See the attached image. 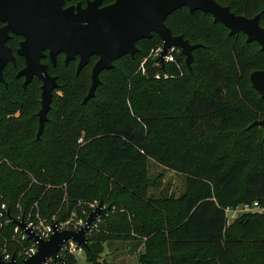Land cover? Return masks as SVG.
Returning a JSON list of instances; mask_svg holds the SVG:
<instances>
[{
    "label": "trees",
    "instance_id": "obj_1",
    "mask_svg": "<svg viewBox=\"0 0 264 264\" xmlns=\"http://www.w3.org/2000/svg\"><path fill=\"white\" fill-rule=\"evenodd\" d=\"M218 1L238 14H260L264 26V0ZM165 22L173 34L201 44L191 69L181 53L164 68L154 64L151 51L163 45L154 32L137 42L134 56L101 72L97 89L103 85L109 104L97 111L86 108L95 96L87 104L79 98L98 56L79 74L75 61L65 64L61 56L60 100L41 137L31 120L0 126V209L6 203L16 218L37 202L43 215L65 220L85 218L92 211L87 201L112 200L115 211L85 248L96 264H110L102 258L106 241L137 239L145 247L136 253L141 264H264V214L227 224L224 212L227 205L264 201V130L253 124L264 117V98L250 80L264 68V51L202 10L183 6ZM149 160L186 176L180 203L144 201ZM14 227L0 231V245L7 241L12 251L19 247L10 242ZM64 259L79 264L71 254Z\"/></svg>",
    "mask_w": 264,
    "mask_h": 264
},
{
    "label": "water",
    "instance_id": "obj_2",
    "mask_svg": "<svg viewBox=\"0 0 264 264\" xmlns=\"http://www.w3.org/2000/svg\"><path fill=\"white\" fill-rule=\"evenodd\" d=\"M66 0H0V20L8 21L15 32L22 33L26 40L22 42L20 53L26 56L27 66L22 74L27 75V82L36 73L44 81L42 92V109L39 111L40 138L48 120L52 106L53 89L58 86L57 77L48 72V65L41 63L49 49L53 63L59 53L65 54V62L79 56L77 74L90 62L92 56H98L91 73L92 83L83 103H87L96 94L101 83L100 74L105 69L114 67V62L125 54L134 56L139 48L137 42L142 38H150L156 32L162 42L159 60L165 67V56L173 46L180 49L189 69L194 61L193 51L200 43H191L183 35L173 34L165 20L175 10L186 6L190 11L202 10L212 14L214 21L223 23L231 35L243 32L247 41H256L264 51V26L260 22V14L248 17L232 11L228 5L218 0H115L101 6L103 0H90L86 7L80 3L76 6L64 7ZM6 48L0 44V51ZM4 58H0V66ZM253 87L264 98V68L251 72ZM264 130V117L255 120ZM104 201L89 213L85 225L79 231L59 230L57 222H53L54 232L48 239L39 238L24 219L13 218V222L25 230L30 239L38 241V251L23 260V264H43L49 257L59 258L61 244L74 239L85 248L89 247L87 232L92 222L109 208ZM61 258V257H60ZM103 262V259L99 260ZM13 254L10 261L0 259V264H15Z\"/></svg>",
    "mask_w": 264,
    "mask_h": 264
},
{
    "label": "built area",
    "instance_id": "obj_3",
    "mask_svg": "<svg viewBox=\"0 0 264 264\" xmlns=\"http://www.w3.org/2000/svg\"><path fill=\"white\" fill-rule=\"evenodd\" d=\"M177 47H172L169 49L167 55L165 56V64L170 62H175V50ZM162 50V46L153 49L151 51L150 57L155 60L156 65H159L162 67V64L159 60V56ZM144 62L141 64V68L143 71H145ZM164 76H167V74H164ZM157 78L161 77L160 73L156 74ZM82 141V138L79 140V142ZM108 205H104L103 207L106 208ZM96 206L94 205L92 207V210ZM18 208L21 210V206L18 204ZM115 211L114 207H111L109 205V208L106 210V212L102 215H99L91 224L87 235L88 237L92 235L93 233L100 230L101 225L105 223V215H108L110 213H113ZM225 217H226V223L230 224L238 217L248 214V213H256V214H264V201L259 199H254L252 201L247 202H241L236 205H227L224 207ZM86 218H77L75 216H71L68 219L65 220H59L56 218V216L48 217L41 213V211L38 208V203L36 202L31 209L27 213H23L21 215H18L16 219H24L26 222V227L30 228L39 238L41 239H48L54 232V226L53 222H57V227L59 230H74L79 231V229L85 225ZM14 223L13 218L10 214V209L7 206L6 203H3L1 205L0 209V231L4 230L8 223ZM14 227V233L10 239V242L17 243L19 245L18 249L15 251H12L7 241L0 245V259L3 261H10L13 254L16 256V263L15 264H23V260L32 256L38 251V241L34 239H30L27 232L23 230L19 225L16 223ZM83 253H85V247L77 242L74 239H68L64 241L60 249L58 251L59 258L55 257H49L47 258L43 264H66V261L64 259L65 254H71L74 257L79 258Z\"/></svg>",
    "mask_w": 264,
    "mask_h": 264
},
{
    "label": "flooded vegetation",
    "instance_id": "obj_4",
    "mask_svg": "<svg viewBox=\"0 0 264 264\" xmlns=\"http://www.w3.org/2000/svg\"><path fill=\"white\" fill-rule=\"evenodd\" d=\"M88 1L90 0H66L64 7L70 5L76 6L78 3L86 7ZM114 1L103 0L101 6L109 5ZM6 26H8V21L0 20V44L6 48L3 53L0 51V58H4V62L0 66V126L2 124L5 125L8 121L18 123L22 127L27 126L30 120L33 123L37 120L39 124L38 114L43 106L42 92L44 81L34 73L27 82V75L21 73L27 66L26 56L19 52L22 48V42L26 40V37L22 33L15 32ZM44 53L45 55L40 58L41 63L48 65V72L52 76L57 77L58 86L53 89L54 98L55 91L59 90L60 92V74L55 69L60 63L61 56L64 57V62L66 56L64 53H59L56 62L53 63L49 55V49L44 50ZM71 61H78L79 63V56H76ZM68 63L65 62V64ZM89 64L90 62L87 65ZM28 109H30L29 113L31 114L22 117L23 112H26Z\"/></svg>",
    "mask_w": 264,
    "mask_h": 264
},
{
    "label": "rangeland",
    "instance_id": "obj_5",
    "mask_svg": "<svg viewBox=\"0 0 264 264\" xmlns=\"http://www.w3.org/2000/svg\"><path fill=\"white\" fill-rule=\"evenodd\" d=\"M260 45H255L254 51L260 49ZM176 51V50H175ZM181 51L179 48H177V54L175 53V58L176 55L180 54ZM182 54V53H181ZM64 58V57H63ZM185 61V57H184ZM78 61H75L73 66H72V71L73 73L76 72ZM95 63H91L89 67V80L87 81L85 85V90L82 92L80 98H79V103H83L84 97L88 94V91L91 87L92 83V78H91V71L92 67L94 66ZM59 90L55 91V95L53 98V102L59 101L60 97L58 96ZM39 96H40V91H39ZM52 102V106H53ZM87 104V103H86ZM109 104L108 100V95L107 93L104 92L103 85L99 87L96 90L95 97L89 102L88 106L86 107L88 111H97L102 109L104 106ZM51 106V109H52ZM49 114V113H48ZM39 130V124L38 121L33 123V133L35 136H37ZM44 131V130H43ZM43 133V132H42ZM262 137V136H261ZM260 146V140L257 141V144L254 145V149L258 150ZM257 154L254 153L253 156H256ZM146 174H147V179L146 185L148 186V193L146 197L144 198V201L149 200V201H157L160 198L168 197L169 201L172 203V201H175L177 203L181 202V197L185 195L186 193V176L182 173L176 172L174 170L167 169L163 167L162 165L158 164L154 160H149L144 167ZM137 185V183H135ZM150 195H153L151 199L148 197ZM104 201V205H109L112 200H105L97 198L93 201H87L86 205H89L93 207L94 205L97 206L100 201ZM85 212V211H84ZM83 214V213H82ZM75 217L77 218H84L83 215L77 216L76 214ZM89 214H87L88 216ZM86 216V217H87ZM103 226V225H102ZM101 226L100 230L98 232H101L103 230V227ZM134 234V232H132ZM139 238V237H138ZM140 243L137 247L136 244ZM135 248V249H134ZM145 250V247L143 244H141L140 239H137L135 241H122V240H117V241H106L104 244V251L102 254V258H106V260L110 264H141L140 262L137 261V254L136 253H142ZM79 264H96L90 260H88L87 256L85 253H83L81 256L78 258Z\"/></svg>",
    "mask_w": 264,
    "mask_h": 264
}]
</instances>
